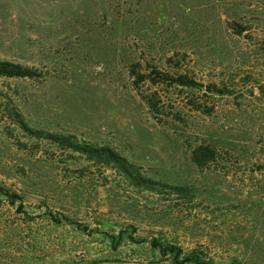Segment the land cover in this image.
Wrapping results in <instances>:
<instances>
[{"label":"rangeland","instance_id":"1","mask_svg":"<svg viewBox=\"0 0 264 264\" xmlns=\"http://www.w3.org/2000/svg\"><path fill=\"white\" fill-rule=\"evenodd\" d=\"M0 61L38 73L0 78V264H264V0H0ZM150 67L229 92L155 84ZM20 121L195 199L106 179ZM201 145L217 150L203 167Z\"/></svg>","mask_w":264,"mask_h":264},{"label":"trees","instance_id":"2","mask_svg":"<svg viewBox=\"0 0 264 264\" xmlns=\"http://www.w3.org/2000/svg\"><path fill=\"white\" fill-rule=\"evenodd\" d=\"M237 35H243L247 29L242 27L240 24L232 25ZM148 76L141 77L144 80L150 79L155 84H166L170 86H181L202 89L205 88L208 92L217 95L228 94V88L220 87L216 83H210L203 85L194 77H190L187 74H178L176 72H162L158 71L157 68H151L148 71ZM38 76L36 70L26 67L22 64H17L9 61H0V78H34ZM262 94L264 95V87H260ZM21 129L24 133L36 140H46L50 142L57 150H61L63 153H69L72 156V160H85L95 170H101L106 179L115 176L127 187L132 189H138L141 193H163L171 196L176 195L184 200L192 202L195 199L192 188L186 186H174L165 184L159 181H155L145 176L139 167L130 162L126 157L122 156L117 150L110 146H97L88 142L80 141L76 137L71 135H62L57 133H45L44 131L34 130L29 128L23 121H20ZM217 150L209 145H201L197 147L193 152V160L196 165L203 167L216 160ZM110 174V175H107ZM5 196L15 204L19 196L16 193H10L5 189H1ZM52 220L57 223L66 220L71 222L68 217H57L51 215ZM154 248L158 245L157 241L153 242ZM165 250L175 254L177 260H181V250H177L176 246L168 245ZM191 262H201L199 256L187 255L184 257L180 264H188Z\"/></svg>","mask_w":264,"mask_h":264}]
</instances>
